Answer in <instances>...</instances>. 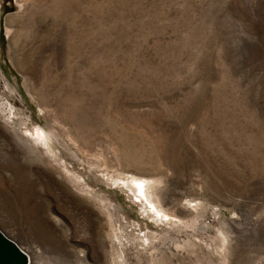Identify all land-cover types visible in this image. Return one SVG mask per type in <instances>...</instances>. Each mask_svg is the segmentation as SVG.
Returning a JSON list of instances; mask_svg holds the SVG:
<instances>
[{
  "label": "rangeland",
  "instance_id": "1",
  "mask_svg": "<svg viewBox=\"0 0 264 264\" xmlns=\"http://www.w3.org/2000/svg\"><path fill=\"white\" fill-rule=\"evenodd\" d=\"M0 231L30 264H264V0H0Z\"/></svg>",
  "mask_w": 264,
  "mask_h": 264
},
{
  "label": "water",
  "instance_id": "2",
  "mask_svg": "<svg viewBox=\"0 0 264 264\" xmlns=\"http://www.w3.org/2000/svg\"><path fill=\"white\" fill-rule=\"evenodd\" d=\"M0 264H30L29 257L0 231Z\"/></svg>",
  "mask_w": 264,
  "mask_h": 264
},
{
  "label": "bare ground",
  "instance_id": "3",
  "mask_svg": "<svg viewBox=\"0 0 264 264\" xmlns=\"http://www.w3.org/2000/svg\"><path fill=\"white\" fill-rule=\"evenodd\" d=\"M149 184V183H148ZM134 185H135V187H136V189H137V191H140V192H142L143 190H142V188H141V183L140 182H134ZM146 188H148V185H147V187ZM148 196V195H147ZM148 197H150V196H148ZM152 197V196H151ZM159 212V211H158ZM169 217H170V215L169 214H167ZM176 217V216H175ZM172 218V217H171ZM169 219V218H168ZM177 219V218H176ZM175 220V219H174ZM173 220V221H174ZM180 221V220H179ZM29 263H30V259H29Z\"/></svg>",
  "mask_w": 264,
  "mask_h": 264
}]
</instances>
